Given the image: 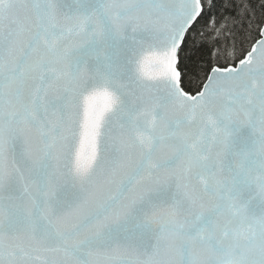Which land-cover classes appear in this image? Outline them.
<instances>
[{
	"label": "snow or ice",
	"instance_id": "obj_1",
	"mask_svg": "<svg viewBox=\"0 0 264 264\" xmlns=\"http://www.w3.org/2000/svg\"><path fill=\"white\" fill-rule=\"evenodd\" d=\"M0 264H264V0H0Z\"/></svg>",
	"mask_w": 264,
	"mask_h": 264
}]
</instances>
